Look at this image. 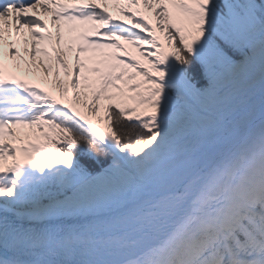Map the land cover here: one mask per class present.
Returning a JSON list of instances; mask_svg holds the SVG:
<instances>
[{
	"label": "snow or ice",
	"instance_id": "obj_1",
	"mask_svg": "<svg viewBox=\"0 0 264 264\" xmlns=\"http://www.w3.org/2000/svg\"><path fill=\"white\" fill-rule=\"evenodd\" d=\"M0 264H264V0H0Z\"/></svg>",
	"mask_w": 264,
	"mask_h": 264
},
{
	"label": "trees",
	"instance_id": "obj_2",
	"mask_svg": "<svg viewBox=\"0 0 264 264\" xmlns=\"http://www.w3.org/2000/svg\"><path fill=\"white\" fill-rule=\"evenodd\" d=\"M194 75V77L197 78V86H203L206 84V81L202 78V73L200 70L199 65L194 61L191 68L189 69ZM86 148V146H84ZM80 162L84 164L86 167H88L92 171H98L100 166L105 165L109 162L110 157L106 156H97L96 159H92L87 155L80 154L79 155Z\"/></svg>",
	"mask_w": 264,
	"mask_h": 264
},
{
	"label": "bare ground",
	"instance_id": "obj_3",
	"mask_svg": "<svg viewBox=\"0 0 264 264\" xmlns=\"http://www.w3.org/2000/svg\"><path fill=\"white\" fill-rule=\"evenodd\" d=\"M110 9H112L117 14V16L119 15V13L116 11L115 8H113V7L110 6Z\"/></svg>",
	"mask_w": 264,
	"mask_h": 264
}]
</instances>
